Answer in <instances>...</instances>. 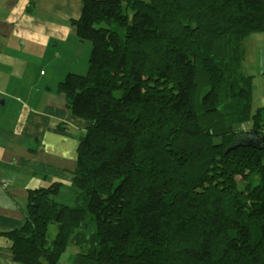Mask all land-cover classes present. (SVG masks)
Segmentation results:
<instances>
[{
    "label": "trees",
    "instance_id": "obj_1",
    "mask_svg": "<svg viewBox=\"0 0 264 264\" xmlns=\"http://www.w3.org/2000/svg\"><path fill=\"white\" fill-rule=\"evenodd\" d=\"M69 24L88 67L58 91L89 126L71 183L29 190L0 231L15 261L264 264V107L243 69L264 0H82Z\"/></svg>",
    "mask_w": 264,
    "mask_h": 264
},
{
    "label": "crops",
    "instance_id": "obj_2",
    "mask_svg": "<svg viewBox=\"0 0 264 264\" xmlns=\"http://www.w3.org/2000/svg\"><path fill=\"white\" fill-rule=\"evenodd\" d=\"M81 9L82 0H0V231L22 224L29 190L73 179L89 122L71 113L58 84L88 67L90 44L69 24ZM253 35L259 45L248 43L245 56L255 49L263 76L264 33ZM0 264H19L3 235Z\"/></svg>",
    "mask_w": 264,
    "mask_h": 264
},
{
    "label": "rangeland",
    "instance_id": "obj_3",
    "mask_svg": "<svg viewBox=\"0 0 264 264\" xmlns=\"http://www.w3.org/2000/svg\"><path fill=\"white\" fill-rule=\"evenodd\" d=\"M255 36L252 34L250 35L244 43L245 49L247 51V44L250 43V46L248 48H252L254 47L256 44H258L255 41ZM259 45V44H258ZM88 48V54L90 53V48L89 46ZM84 55L87 56V53ZM79 58H81V55L79 54ZM89 58V56H88ZM88 58H87V62H88ZM243 69L246 73H248L249 75H252V79H253V99H252V110L256 111L258 108H262L264 107V75L261 76V74H259L258 72V68H257V54L255 49L253 51H250L248 54L246 53V56L244 57V64H243ZM262 112V117L264 119V108H262L261 110ZM244 127H246V129L249 128V122L244 124ZM63 195L65 194V191L62 193ZM65 201H67V197L68 195L65 194ZM61 199V198H60ZM56 232V224L55 223H51L49 225V229H48V237L49 239H51ZM76 247L74 246H69L66 251L62 254L60 262L58 264H70L71 261V257L72 255L76 252ZM72 254V255H71Z\"/></svg>",
    "mask_w": 264,
    "mask_h": 264
}]
</instances>
